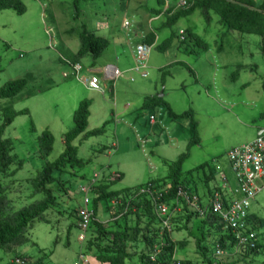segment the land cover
Masks as SVG:
<instances>
[{
  "label": "rangeland",
  "instance_id": "1",
  "mask_svg": "<svg viewBox=\"0 0 264 264\" xmlns=\"http://www.w3.org/2000/svg\"><path fill=\"white\" fill-rule=\"evenodd\" d=\"M18 1L25 7L23 14L13 10L0 12V87L31 74L33 79L28 91L33 96L14 101L16 111L28 110L29 114L17 116L3 135L12 144L11 170L19 169L5 179L10 183L6 196L11 210L41 199L40 195L31 196L29 181L45 163L55 161L64 151V135L73 127V113L80 101L91 102L86 132L104 127V133L87 139L82 134L73 141L77 158L84 166L74 170L66 194L60 195L62 192L56 189L59 209L46 212L49 223L37 222L28 230L26 243L12 252L0 250V264H10L16 253L28 256L33 264H83L79 260L80 252L88 264H99L85 251L86 241L81 244L78 240L80 230L73 213L78 212L81 205L80 187L98 173L101 174L99 182L116 180L112 191L133 189L167 177L168 166L186 153L192 137L186 112L193 111L199 144L190 148L182 166L183 173L207 162L215 170L216 183L223 174H232L225 151L253 140L259 128L264 130V118L260 117L264 112V50L259 36L227 32L213 12L210 23L205 22L200 11H195L172 27L162 26L166 21L162 16L151 23L153 28L160 24L159 45L171 32L178 34L190 29L208 45V50L197 48L191 52V44H181L180 39L173 42L167 53L152 49L147 66L176 62L163 68L167 70L165 79H162V71L154 72L148 66L150 76L144 79L147 83L144 91L135 90L141 79L135 72L130 74L134 83L124 76L115 83L100 81L102 88L103 84L107 88L114 87V97L106 90L103 95L100 91H90L75 78L71 63L80 47L79 35L85 29L104 37L109 47L98 61L108 60L122 71L133 64L131 52L138 41L131 37L129 41L124 23L133 21L147 28L152 11L159 9L157 0H79L77 4L74 0ZM79 64L83 67L81 74H86L87 66L94 62L86 57ZM100 77L102 74L98 75ZM156 94L169 103L177 119H173L165 107L157 109L153 116L159 126L151 135L140 130L139 122L149 116L148 111L142 109L144 98ZM9 102L1 100L0 106ZM125 104L129 111L118 116ZM46 130L53 136L54 143L51 154L40 158L36 140ZM214 185L210 183L211 188ZM257 185L260 191L252 200L249 212L264 220V182L257 181ZM197 187L201 195L204 190L201 182ZM88 196L91 198V194ZM103 209L101 205L100 210ZM185 215L183 213L175 225H186V229L172 231V239H184L189 244L181 249L183 255L180 250L176 253L192 264H205L195 242L187 238L188 233L201 237L200 218L193 217L186 223ZM101 219L106 223L110 216L103 214ZM263 232L264 229L256 232L258 238ZM89 235L86 234V240ZM205 236L207 240L203 244L213 261L215 244L213 238ZM245 253L234 248L226 252L221 264H261L264 259L262 253L247 257Z\"/></svg>",
  "mask_w": 264,
  "mask_h": 264
},
{
  "label": "trees",
  "instance_id": "2",
  "mask_svg": "<svg viewBox=\"0 0 264 264\" xmlns=\"http://www.w3.org/2000/svg\"><path fill=\"white\" fill-rule=\"evenodd\" d=\"M78 1L74 0V4H77ZM157 3L159 9L154 10L153 14H164L166 21L162 25L163 27H172L179 19L189 16L195 11H200L205 22L210 23V13L213 12L217 15L219 24L227 32L259 36L262 39V49L264 50V1L195 0L183 10L176 9L177 0H157ZM165 5L167 8L163 11ZM4 10H13L21 15L25 12V7L18 0H0V12ZM179 38L178 34L171 32L162 45L156 46V49L166 52L171 48L174 41H179ZM79 39L80 47L77 53L72 56V65L78 64L81 59L86 57L95 62L108 48L106 39L85 29L80 33ZM153 40L154 36L151 34L147 36V39H144L143 43L150 46ZM179 43L191 44L189 45L193 48L191 52H195L197 48L202 51L208 50V45L190 29L183 30V40H180ZM161 71L162 79H165L167 70ZM190 73L193 75L191 71ZM32 79V75L27 74L23 78L6 82L0 87V101H10L8 104L0 106V250L5 252H12L18 246L26 243L28 230L37 222L49 223L46 212L59 209L56 189L62 192L60 195L66 194L70 185L69 178L75 174L74 170L84 166V162L77 158V149L72 145L73 141L82 134L83 138L87 139L104 133V127L86 132L91 102L89 100L80 101L73 113V127L64 135V151L55 161L45 163L29 181L32 187L31 196L40 195L41 199L18 210H11L10 201L6 196V193L9 192L10 183H6L5 179L15 175L19 169L11 170L14 161L11 155L12 144L10 140L4 139L3 135L5 129L17 116L29 114L28 110L16 111L13 106L14 101H24L33 96V93L28 91V85ZM162 98L161 96L146 97L142 109L152 112L165 107L171 113V117L177 119V116L170 111V107ZM185 115L190 119L192 137L188 142L186 153L181 154L174 163L168 166L167 177L148 181L133 189L118 191L111 190L116 180L98 181L95 185L90 201L93 220L89 226V238L85 239L86 242H84L85 251L91 253L99 264H130L135 256L138 257L140 264H175L174 255L178 246H184L187 241L183 239L174 242L170 236L173 232L186 229V225H175L182 218L183 213H186V223L193 217L200 218L199 231L201 237L188 233L187 238H192L195 241L196 250L205 264H212L214 261L208 256V249L203 244L207 240L205 235L208 234L213 238V243L219 245L226 252L235 248L234 235L230 231L223 230L216 215L209 213L205 217H199L182 200L175 202L178 188L187 190L190 195L197 196L200 204L207 203L214 191V188H210V183L215 180V170H212L211 165L207 162L187 171L185 174L183 173L182 166L188 157L190 148L199 144L197 123L193 111L190 110ZM260 117L264 118V112ZM36 142L37 155L40 158L48 157L54 143L50 132L47 130L42 132ZM199 181L204 187L201 195L197 190ZM148 187L150 192L156 190L162 194L161 200L165 205L170 206V221L173 232L161 229L160 220L154 212L152 195L148 192L139 193L140 189ZM223 198L229 200L231 195ZM101 205L104 206L103 211L100 210ZM177 206L181 208L182 212L181 216L177 217L178 219L173 216L174 208ZM73 214L77 219L78 226L77 210ZM103 214L110 216L109 222L101 221ZM248 220L250 230L255 234L258 230L264 229L263 219L256 218L250 213ZM262 234L259 238L256 234V248L252 251H244V253L246 252L245 257L259 253L264 256V232ZM155 247L160 248V254L157 257V263H152L149 261V253ZM15 257L26 258L33 264L31 258L26 255L16 253L13 259ZM10 264L12 263L10 262ZM179 264H192V262L185 259L179 260ZM261 264H264V259Z\"/></svg>",
  "mask_w": 264,
  "mask_h": 264
},
{
  "label": "built area",
  "instance_id": "3",
  "mask_svg": "<svg viewBox=\"0 0 264 264\" xmlns=\"http://www.w3.org/2000/svg\"><path fill=\"white\" fill-rule=\"evenodd\" d=\"M195 0H177L176 9H186ZM125 27H128L127 22L124 23ZM143 39V35H140ZM180 40H183V31L179 32ZM151 47L145 43L137 44L133 49V59L135 64V70L142 78L147 77L146 63L150 54ZM81 67L79 65H73V73L76 79L79 78V71ZM103 74L106 79L110 81H116L121 78L122 73L113 66H106L103 69ZM79 80V79H78ZM84 83L91 90L102 92L100 89L99 80L91 76ZM152 123L155 120V116L149 117ZM226 158L230 167V171L235 181V189L231 193V198L225 200L220 190H214L212 195L208 198L205 205L198 202V198L195 195H190L187 190L178 188L176 192L175 202L182 200L188 208L197 214L199 217H205L211 213L216 215L219 219V225L223 227L224 231H230L234 235L236 241L235 248L240 251H252L256 248V234L250 230L249 227V208L252 200L256 194L260 191V187L257 185V181L264 182V133L262 132L254 140L244 145L230 149L226 153ZM101 177V174H93L89 183L85 186H81L79 189L82 195L81 205L78 209V229L80 235L78 237L79 242L82 244L86 239V234L89 232V226L93 220L92 210L89 208L91 198L88 196L94 191V187ZM221 187H227L226 179L221 180ZM148 192L152 195L154 201V212L157 218L160 220L161 229L167 232H171V213L169 212V206L161 200L162 194L158 191H149L148 188H142L139 193ZM166 193V192H165ZM212 264H221L222 257L225 256V250L221 249L219 245L214 247ZM79 260L82 263H86L83 260V254L80 252ZM160 254V248L155 247L152 252L149 253V261L157 263V257ZM175 264H179V260L175 259ZM12 264H31V262L23 257H15Z\"/></svg>",
  "mask_w": 264,
  "mask_h": 264
},
{
  "label": "crops",
  "instance_id": "4",
  "mask_svg": "<svg viewBox=\"0 0 264 264\" xmlns=\"http://www.w3.org/2000/svg\"><path fill=\"white\" fill-rule=\"evenodd\" d=\"M165 10V7L163 8V11ZM152 15H153V17H151L150 16V18L148 19V21H149V23H148V26H147V28H141V25L140 24H138V23H134L133 21H131V23L129 24V26L128 27H125L124 26V28H125V30H126V32H127V35L129 36V41H130V37L132 38V39H137L138 41H137V44L138 43H140V42H143L144 41V39H147V36L148 35H153L154 36V40H153V42H152V44L150 45V47H151V50L152 49H156V46L158 45V41H159V39H160V35L157 33V29H160V24H158L157 25V28H153L152 27V25H151V23L152 22H155V21H159L161 18H162V16H164V14L163 13H161V14H159V15H154L153 14V11H152ZM125 22H128V21H125ZM161 28H162V26H161ZM140 35H143V39L140 37ZM99 37H101V36H99ZM102 38H104V37H102ZM141 39V40H140ZM136 44V45H137ZM108 47H109V42H108ZM168 51V50H167ZM167 51L166 52H163V53H167ZM131 54H132V60H133V64L131 65V66H127L126 68H124L122 71H120L121 73H122V76H121V78H123V76L125 77V79L126 80H128V81H130V82H132V83H134V82H136L133 78H132V76H130V74L131 73H133V72H135V73H137L138 75H139V73L135 70V64H134V59H133V48H132V52H131ZM149 58V57H148ZM148 61V60H147ZM176 62H174V64H175ZM174 64H169V62H164L163 61V63H161V64H158V63H156V64H153V65H148L154 72L155 71H157V70H164L163 68L164 67H171L172 65H174ZM77 65H79L80 67H81V70L79 71V81L83 84V85H85L86 86V88L88 89V90H90V91H96V90H91V89H89L88 87H87V85L84 83V81L85 80H88L91 76H94V77H96L98 80H99V82L100 81H102L103 82V80L104 81H106V80H108V79H106V77H105V75L103 74V69L106 67V66H112L110 63H109V61L108 60H105V61H103V60H101V61H98V59L94 62V64H91L92 66H87L88 68H86V74H81V72H82V69H83V67L81 66V64H77ZM147 66V63H146V72H147V69L149 68ZM113 67H115V66H113ZM117 69H118V67H116ZM74 72V71H73ZM100 74H102V78L100 77V79L98 78V75H100ZM147 76H150V74H149V72H147ZM139 77L141 78V79H138V81H137V87H135L136 89V91H137V89H138V92H140V90H143V88H146V80H144L145 78H147V77H145V78H142L140 75H139ZM113 83H115V81L113 82ZM107 85L106 84H103V88H102V86L100 85V89L102 90V92H101V94L103 95V94H105V90L106 91H108V93L112 96V95H114V97H115V93H114V87L112 86V87H110V88H107L106 87ZM104 89V90H103ZM144 91V90H143ZM147 93V92H146ZM155 96H157V94L155 95ZM154 95H150L149 97H155ZM162 97V96H161ZM145 99V98H144ZM167 102V101H166ZM168 103V102H167ZM169 104V103H168ZM170 106V105H169ZM129 111V106H128V104H125V105H123V111L122 112H120L119 114H118V116L119 115H123V114H125V113H127ZM192 111V110H191ZM156 112V110L155 111H148V113H149V116H145L144 117V119L143 120H140V122H139V127H140V130H142V132L143 133H150L151 135H153V133H154V131L156 130V126H159V124L156 122V118H155V120L151 123L150 122V120H149V117L150 116H152V115H154V113ZM160 128H162V125H160ZM197 129H198V125H197ZM127 130H129L128 128H127ZM259 132H264V130H261L260 128H259ZM258 132V133H259ZM258 133H257V136H258ZM136 136H139V134H136ZM200 136V135H199ZM201 137V136H200ZM256 138V137H255ZM254 138V139H255ZM253 139V140H254ZM252 140H250L249 142H251ZM202 142V141H201ZM248 143V142H247ZM246 144V143H245ZM244 145V144H243ZM238 147V146H237ZM230 149H232V148H230ZM229 149V150H230ZM229 150H227V151H225V154L229 151ZM227 167L229 168V165H228V163H227ZM215 178H216V174H215ZM223 179H226V183H227V187H225V188H222L221 187V181L219 182V183H216L215 182V180L213 181L214 182V184H215V187L213 186L211 189H213L214 188V190H216V189H218V190H220L221 191V193L223 194V195H225V196H229V195H231V193L233 192V190L235 189V181H234V178H233V175L231 174V176H227V175H224L223 174V176H222V179L221 180H223ZM212 183V182H211ZM202 203V202H201ZM206 204V202L205 203H202V205H205ZM169 209H170V206H169ZM181 214H182V212H181V208L179 207V206H177V207H175L174 208V211H173V216L174 217H179V216H181ZM178 219V218H177ZM181 219V218H180ZM180 233V232H179ZM178 233V235H180ZM172 234L173 233H171V236H170V238H171V240L172 241H174V242H179L180 240H178V238L177 239H172ZM193 234V233H192ZM188 235V234H187ZM191 240H193L192 238H190ZM194 241V240H193ZM195 242V241H194ZM189 244V242H187L184 246H182V247H180V246H178V248H177V250H180L181 251V249L183 250V249H185V248H187V245ZM177 250H176V252H177ZM175 252V255H174V258L175 259H178V260H185V258H184V256H178L177 255V253ZM180 254H182L183 255V252L181 251L180 252ZM135 260H136V262H135ZM131 264H140L139 263V259H138V257L137 256H135L131 261ZM83 264H88L87 262L86 263H83Z\"/></svg>",
  "mask_w": 264,
  "mask_h": 264
},
{
  "label": "water",
  "instance_id": "5",
  "mask_svg": "<svg viewBox=\"0 0 264 264\" xmlns=\"http://www.w3.org/2000/svg\"><path fill=\"white\" fill-rule=\"evenodd\" d=\"M253 1H255V2H262V1H264V0H253ZM262 132H259L258 133V135H260Z\"/></svg>",
  "mask_w": 264,
  "mask_h": 264
},
{
  "label": "clouds",
  "instance_id": "6",
  "mask_svg": "<svg viewBox=\"0 0 264 264\" xmlns=\"http://www.w3.org/2000/svg\"><path fill=\"white\" fill-rule=\"evenodd\" d=\"M167 5H165V7H166ZM178 35H179V33H178ZM180 39V38H179ZM141 43H143V42H141Z\"/></svg>",
  "mask_w": 264,
  "mask_h": 264
},
{
  "label": "bare ground",
  "instance_id": "7",
  "mask_svg": "<svg viewBox=\"0 0 264 264\" xmlns=\"http://www.w3.org/2000/svg\"><path fill=\"white\" fill-rule=\"evenodd\" d=\"M112 83V81H110ZM104 90V89H103Z\"/></svg>",
  "mask_w": 264,
  "mask_h": 264
}]
</instances>
